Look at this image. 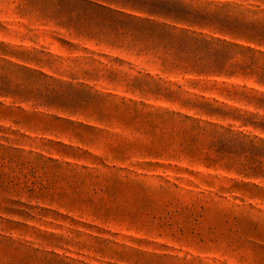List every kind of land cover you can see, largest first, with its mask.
I'll use <instances>...</instances> for the list:
<instances>
[{
	"label": "rangeland",
	"instance_id": "rangeland-1",
	"mask_svg": "<svg viewBox=\"0 0 264 264\" xmlns=\"http://www.w3.org/2000/svg\"><path fill=\"white\" fill-rule=\"evenodd\" d=\"M0 264H264V0H0Z\"/></svg>",
	"mask_w": 264,
	"mask_h": 264
},
{
	"label": "trees",
	"instance_id": "trees-1",
	"mask_svg": "<svg viewBox=\"0 0 264 264\" xmlns=\"http://www.w3.org/2000/svg\"><path fill=\"white\" fill-rule=\"evenodd\" d=\"M146 22H149V21H146ZM173 61H172V63H171V65H170V67L171 66H173V67H175V68H177V67H179L180 65H179V63H177V62H179L181 59H172ZM187 62L189 61V59H185ZM181 62H183V61H181Z\"/></svg>",
	"mask_w": 264,
	"mask_h": 264
}]
</instances>
